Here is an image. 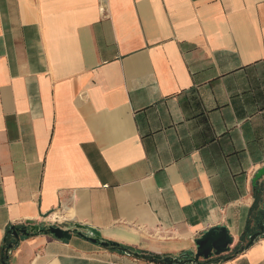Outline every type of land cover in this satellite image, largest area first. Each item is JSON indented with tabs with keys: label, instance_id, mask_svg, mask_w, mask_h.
I'll use <instances>...</instances> for the list:
<instances>
[{
	"label": "crops",
	"instance_id": "obj_1",
	"mask_svg": "<svg viewBox=\"0 0 264 264\" xmlns=\"http://www.w3.org/2000/svg\"><path fill=\"white\" fill-rule=\"evenodd\" d=\"M263 167L264 0H0V264H264Z\"/></svg>",
	"mask_w": 264,
	"mask_h": 264
},
{
	"label": "water",
	"instance_id": "obj_2",
	"mask_svg": "<svg viewBox=\"0 0 264 264\" xmlns=\"http://www.w3.org/2000/svg\"><path fill=\"white\" fill-rule=\"evenodd\" d=\"M264 177V167L257 171L253 178V184L256 185V183ZM44 227H41L42 230L36 229L35 233H39L40 231L47 232L49 235L53 236L54 238L58 240H69L71 237V233L69 231H64L61 230L58 227L54 226H48L46 230L43 229ZM82 230H87L92 238L90 241L93 243H100L101 246L103 247H109L111 249H116L119 253L125 255V256H130L134 258H144L142 255L129 251L121 246H118L116 244L112 243H105L101 242L100 239V234L95 231L94 229H86L79 227ZM21 234L24 236H28V233L25 231H21ZM14 238L18 240V231H15L14 233ZM258 234H255L249 238V243L248 246L253 244L256 239L258 238ZM233 241L229 237L227 230L224 227H215L212 228L206 232H204L199 239L195 241L196 245V252L194 255H182L176 259H170V258H165L163 260L161 259H153L146 257L148 260H155L156 262H159L161 264H200V260L203 262L208 261L209 259L213 257H217L226 253H229L230 251V246L232 245ZM11 250V246L8 247V251ZM8 253L5 257V260H7ZM2 264H5V262H2Z\"/></svg>",
	"mask_w": 264,
	"mask_h": 264
},
{
	"label": "trees",
	"instance_id": "obj_3",
	"mask_svg": "<svg viewBox=\"0 0 264 264\" xmlns=\"http://www.w3.org/2000/svg\"><path fill=\"white\" fill-rule=\"evenodd\" d=\"M15 242H16V240H15L13 237L7 235V237L5 238V240H4L3 244H2L1 264H2V262H5V264H6L5 257H6V255H7V249H8L9 246L13 247V246L15 245ZM123 248H124V247H123ZM125 249H127V248H125ZM115 250H116V249H115ZM127 250L130 251V249H127ZM142 256H143L144 258L147 257V256H145V255H142ZM157 259H158V258H157Z\"/></svg>",
	"mask_w": 264,
	"mask_h": 264
},
{
	"label": "bare ground",
	"instance_id": "obj_4",
	"mask_svg": "<svg viewBox=\"0 0 264 264\" xmlns=\"http://www.w3.org/2000/svg\"><path fill=\"white\" fill-rule=\"evenodd\" d=\"M58 218V217H57ZM59 219V218H58Z\"/></svg>",
	"mask_w": 264,
	"mask_h": 264
}]
</instances>
